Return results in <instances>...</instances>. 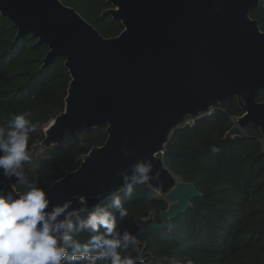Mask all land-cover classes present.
<instances>
[{
	"label": "water",
	"instance_id": "95a60500",
	"mask_svg": "<svg viewBox=\"0 0 264 264\" xmlns=\"http://www.w3.org/2000/svg\"><path fill=\"white\" fill-rule=\"evenodd\" d=\"M107 2L103 15L123 26L114 37L100 35L61 0H0V13L17 36L29 33L47 45L43 68L60 58L70 76L64 109L45 126L40 145L49 148L105 127V142L47 187L53 202L79 193L90 197L91 206L97 193L122 189V171L149 159L159 178L148 186L168 201L149 220L168 226L200 196L163 161L179 125L188 118L199 122L201 114L235 99L243 114L226 136H241L252 123L264 144V101L257 99L264 91V31L250 16L261 0Z\"/></svg>",
	"mask_w": 264,
	"mask_h": 264
},
{
	"label": "trees",
	"instance_id": "16d2710c",
	"mask_svg": "<svg viewBox=\"0 0 264 264\" xmlns=\"http://www.w3.org/2000/svg\"><path fill=\"white\" fill-rule=\"evenodd\" d=\"M74 7L103 37L117 36L120 21L103 15L108 0H61ZM264 31V0L250 13ZM48 47L29 33L17 36L13 23L0 13V123L30 110L41 128L30 138L34 176L44 187L75 170L93 146L106 140L105 127L82 130L58 145L35 151L48 122L63 111L70 76L63 59L42 67ZM257 99L264 101V91ZM243 114L237 101L215 106L209 117L174 130L163 150L166 167L193 183L200 196L186 210L155 227L139 217L165 211V195L148 185H135L124 200L129 210L123 227L138 234L145 261L162 264H264V144L249 123L243 135L226 136ZM218 149L213 152L212 148ZM7 183V182H6ZM159 222V220H158Z\"/></svg>",
	"mask_w": 264,
	"mask_h": 264
},
{
	"label": "clouds",
	"instance_id": "9594fccd",
	"mask_svg": "<svg viewBox=\"0 0 264 264\" xmlns=\"http://www.w3.org/2000/svg\"><path fill=\"white\" fill-rule=\"evenodd\" d=\"M40 128L30 110L0 123V264H162L145 261L138 234L122 226L129 217L124 200L133 187L159 178L151 160L122 171V189L97 193L91 206L90 197L79 193L54 203L50 189L27 175L30 138ZM139 219L146 222L149 216Z\"/></svg>",
	"mask_w": 264,
	"mask_h": 264
},
{
	"label": "built area",
	"instance_id": "2783aa9c",
	"mask_svg": "<svg viewBox=\"0 0 264 264\" xmlns=\"http://www.w3.org/2000/svg\"><path fill=\"white\" fill-rule=\"evenodd\" d=\"M211 112H212V108L210 110H208L206 113L201 114L200 116H203V117L207 118V117L210 116ZM196 122H197V118L196 117L195 118H188L184 123H182L181 125H179L178 128H182V127H184L186 125H192V124H194ZM42 149H43V146L39 144V146L37 147V150L35 151V153L36 154L41 153Z\"/></svg>",
	"mask_w": 264,
	"mask_h": 264
},
{
	"label": "rangeland",
	"instance_id": "374dc122",
	"mask_svg": "<svg viewBox=\"0 0 264 264\" xmlns=\"http://www.w3.org/2000/svg\"><path fill=\"white\" fill-rule=\"evenodd\" d=\"M155 193H157V191H155Z\"/></svg>",
	"mask_w": 264,
	"mask_h": 264
}]
</instances>
